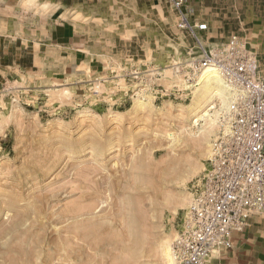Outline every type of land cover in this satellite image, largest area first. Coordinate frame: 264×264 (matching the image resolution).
<instances>
[{"label":"rangeland","instance_id":"obj_1","mask_svg":"<svg viewBox=\"0 0 264 264\" xmlns=\"http://www.w3.org/2000/svg\"><path fill=\"white\" fill-rule=\"evenodd\" d=\"M209 5L182 9L206 22ZM181 14L172 0H0V264H170L226 108L194 102L197 39L223 41ZM210 105L213 132L191 138Z\"/></svg>","mask_w":264,"mask_h":264},{"label":"built area","instance_id":"obj_2","mask_svg":"<svg viewBox=\"0 0 264 264\" xmlns=\"http://www.w3.org/2000/svg\"><path fill=\"white\" fill-rule=\"evenodd\" d=\"M172 2L182 10V27L195 35L207 31L206 22L188 21L185 0ZM197 47L194 78L214 68L229 88L230 101L218 117L207 168L192 184L180 217L171 244L175 264H205L231 247L233 233L244 229L251 214L264 215V71L237 35L212 48L197 39Z\"/></svg>","mask_w":264,"mask_h":264},{"label":"crops","instance_id":"obj_3","mask_svg":"<svg viewBox=\"0 0 264 264\" xmlns=\"http://www.w3.org/2000/svg\"><path fill=\"white\" fill-rule=\"evenodd\" d=\"M186 0L189 4L203 2L210 9L198 17L206 21L208 29L203 36L210 44L226 41L237 35L246 46L260 56L259 68L264 69V0H229L222 6L218 0ZM225 4V3H224ZM205 264H264V215L251 214L243 230L232 235L228 249L211 255Z\"/></svg>","mask_w":264,"mask_h":264},{"label":"bare ground","instance_id":"obj_4","mask_svg":"<svg viewBox=\"0 0 264 264\" xmlns=\"http://www.w3.org/2000/svg\"><path fill=\"white\" fill-rule=\"evenodd\" d=\"M194 80H195L193 83V87L195 88L193 90L194 91V102H198V107L201 104H204L206 101L210 103L211 100L215 99L216 96H218V98H216V99L220 100L217 103L219 105V107H224V106L227 107V105L230 101L229 88L214 68L209 67V68H205V69L201 70V72L197 75L196 79H194ZM212 109H214L213 112L211 111ZM218 109L215 108V105H210L209 107H207L205 109L204 108L199 109L198 113H195V115H197V117L192 120L193 126H197L199 124V120H202L203 122L201 124H199L200 125L199 127L197 126L198 128L196 130L193 128H189L188 129L189 136L191 138L201 136L203 140L204 139L206 140L210 136V134L213 132V129L216 125V118H217V114H218ZM195 115L193 114V117ZM170 135H171V133H170ZM137 195H138V197H143V193L141 194L139 192V194H137ZM80 210H81L80 208H76L75 206H71L66 210L67 213L65 215H72L73 216L77 212H79ZM72 238H78V236L74 235ZM74 254H76V253H74ZM71 255H73V254H71ZM78 255H79V253H78ZM76 256H75V258L78 259L77 257H79V256H77V257ZM167 256H168L170 264H172L173 263L172 262L173 261L172 255L170 256V253L168 252ZM79 260H80V257H79ZM71 262H73V261H71Z\"/></svg>","mask_w":264,"mask_h":264}]
</instances>
